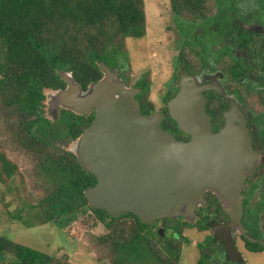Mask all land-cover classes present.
I'll use <instances>...</instances> for the list:
<instances>
[{"label": "trees", "instance_id": "obj_1", "mask_svg": "<svg viewBox=\"0 0 264 264\" xmlns=\"http://www.w3.org/2000/svg\"><path fill=\"white\" fill-rule=\"evenodd\" d=\"M203 2L171 0V7L175 13L201 17L205 14ZM259 2L264 8L263 2ZM143 3V0H0V120L9 124L14 142L37 150L40 155L38 168L43 181L48 183L49 194L36 204L43 208L38 220L54 222L63 228L79 218V213L90 212L95 222L109 231L98 241L110 242L115 254L122 255L126 264L144 261L152 254L148 238L141 233L146 224L132 211L114 217L104 208H92L85 190L97 182L95 175L69 150L49 152L43 146L36 147V143H49V133L56 138L63 133L75 138L90 126L94 114L84 117L68 110L56 119L58 126L42 130L51 124L42 109L44 89L65 87L61 71H67L86 90L103 76L100 61L111 67L120 66L119 55L125 53L123 41L145 34ZM225 13H220V17H228ZM189 26L188 31L195 34L197 24L192 20ZM134 85L141 89L137 98L143 102L148 85L144 80ZM168 124L176 122L170 117L163 125ZM19 127H23V134L19 133ZM125 215L135 217L137 225L126 239L122 237L120 222ZM170 255L179 259L180 249ZM0 264H57V260L41 249L0 236Z\"/></svg>", "mask_w": 264, "mask_h": 264}, {"label": "rangeland", "instance_id": "obj_2", "mask_svg": "<svg viewBox=\"0 0 264 264\" xmlns=\"http://www.w3.org/2000/svg\"><path fill=\"white\" fill-rule=\"evenodd\" d=\"M143 1L145 34L142 37H127L123 41L125 53L119 55L118 59L121 65L117 68L109 66V70L112 76L117 78V83L120 84L118 81H122L124 87L128 89H135V82L144 80L146 86L148 85L147 97L143 98V102L139 101L136 95L134 98L138 100V104L141 102L139 109L141 107L147 108L149 112V109L152 108L153 111L150 109L151 115L159 113L162 123V120L169 113L168 102L173 99L177 86L181 85V74L184 72L182 71L184 65L181 63V59L189 60L195 66L197 65L195 62L198 63L201 60V56L196 52L197 50L202 51L201 38H196L195 41L192 35L190 38L185 35V33H190L188 31L190 26L187 28L188 22L193 20L197 27L202 25L203 19L220 13L221 7H224L222 2L225 0H204L202 8L205 14L201 17L199 15L192 16L187 12L175 13L171 7V0ZM259 1L264 4V0H228L229 4L234 5L237 9V15L252 19L262 17L263 20L264 8L261 7ZM230 14V12L225 13L228 17H232ZM197 27H194V32L202 35V28ZM261 33H264V30ZM188 39L192 45L188 43ZM180 71L182 72L180 73ZM186 75L190 82L192 79L196 82L194 77L188 75V72ZM104 76L103 73L102 78ZM63 88L44 89L46 98L42 109L44 116L51 121V124L48 123L42 130H49L58 126L55 121L60 118L63 109H65L63 111L70 109L84 117L93 114L96 110L95 107L88 105L81 106L79 102L77 105L76 100L81 99V95H85L83 93L85 90L82 89L80 93H71L65 91L67 85ZM258 97V92L249 97V99H253V105H256L254 104L256 102L259 103ZM145 100L146 102H144ZM71 102L74 103L73 106H77L85 112L71 107L69 105ZM232 103L235 106L232 105L230 110L238 111L241 118L245 120V105L243 104V111L235 101ZM1 111H3L2 108ZM172 119L176 121L174 118ZM208 121L210 123V120ZM163 124L162 128H164ZM167 127L171 128V124H168ZM167 127L164 128L166 131ZM19 130V133L23 134V127H19ZM10 132L9 124L0 120V236L41 249L52 255L57 260V264H126L122 255L115 254L110 242L101 243L98 241L97 238L109 231L102 224L95 222L90 212L79 213V218L63 228L54 222L41 223L38 220L41 216L39 210L42 212L43 208L36 206V204L41 201V197H46L49 194L46 190L48 183L43 181L44 176L38 168L40 155L37 150L14 142L10 138ZM63 132L66 131L63 130ZM83 132L75 138L65 133L56 138L49 133L47 136L49 143L46 141L45 145L43 142L36 143V147L43 146L46 151L56 153L67 149L77 157ZM39 134L41 133L39 132ZM85 195L88 204L94 208L88 200L87 189ZM220 203L222 206L225 205L221 201ZM30 205H34L35 208L32 209ZM200 205H204V198ZM256 207L259 208V205L253 207L252 211ZM196 208L194 209L196 210ZM195 214L194 212L181 216V219H186L185 223H181V219L177 220L179 216H166L168 218L163 217L164 220L160 218L153 222H143L140 219L146 224L141 233L148 238V246L154 253L152 252L144 261L142 259L136 260L134 264H211L214 258L212 251L209 250L208 237H212V234L218 235L214 229L199 226L201 220ZM212 217L218 218L217 215ZM251 217L255 218V215ZM175 220L179 222L174 223ZM120 222L123 229L122 237L125 239L137 229L136 220L133 216L125 215L120 219ZM172 224H176V227L179 228L174 235L169 228ZM226 225H229L227 227L229 228L239 224L238 221L234 222L231 219L227 224L220 223L216 226L223 227ZM161 228L168 235H161L159 232ZM227 237L235 242L233 233ZM224 241L227 246L228 241L225 239ZM228 243L230 244V242ZM233 247L231 244L227 247V253L232 260L238 261L241 254H244L246 264H264V250L259 253L252 251L242 253L241 249ZM176 248L180 249L179 259L170 255V252L175 251ZM142 254L144 257L146 256L145 253H141V256Z\"/></svg>", "mask_w": 264, "mask_h": 264}, {"label": "water", "instance_id": "obj_3", "mask_svg": "<svg viewBox=\"0 0 264 264\" xmlns=\"http://www.w3.org/2000/svg\"><path fill=\"white\" fill-rule=\"evenodd\" d=\"M99 64L105 76L91 83L76 100L77 105L96 109L77 153L82 166L97 180L87 188L91 205L114 217L132 211L143 222H153L194 213L203 191L211 188L223 196L219 200L233 214L232 221L240 225L241 198L232 195L240 192L243 177L260 162L246 121L230 110L225 125L214 132L201 88L197 89L184 71L179 92L168 102V116L191 140H177L162 128L159 113H141L134 98L139 89L124 87L119 79L117 83L109 66L102 61ZM61 77L67 85L65 91L80 93L71 72L61 71ZM69 105L79 109L73 102ZM225 240L235 247L231 239Z\"/></svg>", "mask_w": 264, "mask_h": 264}, {"label": "flooded vegetation", "instance_id": "obj_4", "mask_svg": "<svg viewBox=\"0 0 264 264\" xmlns=\"http://www.w3.org/2000/svg\"><path fill=\"white\" fill-rule=\"evenodd\" d=\"M225 2H222L224 7L221 9L230 12L232 17H220V13H223L220 9L219 14L203 19L202 35H198V33L195 35L191 32L188 34L189 38L192 35L195 41L196 38H201L202 51H196L201 56V60L198 63L195 62L196 66L186 59V61L181 59V63L184 65L182 71H187L188 75L194 77L198 84L193 79L192 83L197 86V89L201 88L204 108L214 132L220 131L225 125L226 113L229 112L232 105L235 106L233 101L237 105L239 104L242 109L243 104L245 105V111L244 109L243 111L251 143L260 162L252 173L245 174L244 185L240 192L236 196L232 195V197L241 198L240 225H233L229 228H227L229 225L216 226L220 223L227 224L233 214L220 203L218 197L222 195L220 196L217 191L211 188L204 190L202 195L204 205L199 204L200 206L198 205L194 212L195 216L201 220L199 226L214 229L218 235L212 234V237H208L209 250L212 251L214 258L211 264H246L244 254H241L238 261L230 258L224 239H228L227 236L233 233L234 245L237 249H241L242 253L248 251L259 253L264 250V33H261L264 30V19L262 20V17L252 19L239 16L235 6ZM189 44L192 45V43ZM136 89H139L137 97L141 89L137 86ZM179 90L180 85L177 86L173 98ZM255 92L259 93V103L256 102L254 103L256 105H253V99H249V97L254 96ZM150 109L152 110V108ZM150 109L148 112L147 108H140L141 113L148 116L153 111ZM95 113L96 110H94L92 121L95 118ZM235 117H241L238 111H236ZM167 118L170 117L167 116L162 120V123L167 121ZM235 122L238 123L237 120ZM167 131L177 140H191V135L180 130L177 122L175 125H171ZM258 205L259 208L256 207L252 211L253 207ZM210 215H217L218 218H213ZM253 215L255 218L251 217ZM177 218L179 220L182 217L179 215ZM177 220L174 223L179 222ZM181 220V223L186 221L185 218ZM169 228L173 235L179 229L176 224H172ZM159 232L161 235H168L163 228L159 229ZM209 233L211 234V232Z\"/></svg>", "mask_w": 264, "mask_h": 264}]
</instances>
